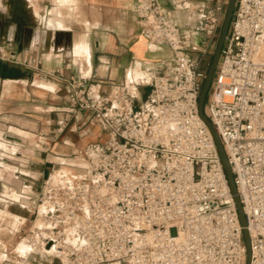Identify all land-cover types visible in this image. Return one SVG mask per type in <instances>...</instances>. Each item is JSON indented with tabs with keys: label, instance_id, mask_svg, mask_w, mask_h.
Wrapping results in <instances>:
<instances>
[{
	"label": "built area",
	"instance_id": "1",
	"mask_svg": "<svg viewBox=\"0 0 264 264\" xmlns=\"http://www.w3.org/2000/svg\"><path fill=\"white\" fill-rule=\"evenodd\" d=\"M205 2L184 27L159 0H135L141 33L172 50L159 70L109 92L101 83L49 73L65 81L71 107L85 111L108 140L73 153L71 171L49 174L35 198L29 194L30 206L23 205L30 213L23 236L29 255L0 264L246 263L237 207L198 113L202 63L214 52L226 6V0ZM177 6L190 8L186 1ZM204 35L211 46L201 42ZM142 87L150 88L146 100ZM205 111L232 168L251 264H264V0H237Z\"/></svg>",
	"mask_w": 264,
	"mask_h": 264
},
{
	"label": "crops",
	"instance_id": "2",
	"mask_svg": "<svg viewBox=\"0 0 264 264\" xmlns=\"http://www.w3.org/2000/svg\"><path fill=\"white\" fill-rule=\"evenodd\" d=\"M179 1H186L190 8L178 7ZM24 2L25 12L20 18L13 17V2L7 13L9 19L0 16V48L7 56L0 58V118L36 120L39 128L35 132L43 150L60 158L97 142L96 135L102 129L88 122L85 111L71 107L67 84L50 76L51 71H62L66 78L74 76L83 85L101 83L103 91L109 92L113 84L159 70L160 61L170 57L172 50L166 44H151L141 33L135 0H74L59 6V12L53 4L51 14L44 13L45 5L39 1L41 14L34 0ZM159 2L186 27L195 23L192 11L205 0ZM143 88L149 87L141 88L142 98ZM10 128L30 134L17 123ZM17 140L11 146L20 147V138ZM50 152L41 161L28 159V166L37 174L33 176L35 181L51 173L52 177L58 173L54 177L58 178L61 172H69L54 170L59 163L50 160ZM7 257L1 253L0 262Z\"/></svg>",
	"mask_w": 264,
	"mask_h": 264
},
{
	"label": "rangeland",
	"instance_id": "3",
	"mask_svg": "<svg viewBox=\"0 0 264 264\" xmlns=\"http://www.w3.org/2000/svg\"><path fill=\"white\" fill-rule=\"evenodd\" d=\"M14 3V15L15 18H20V14L25 10L23 7L24 0H9ZM39 2H41L43 5H45L46 12H49L51 14V11L54 10L53 4L56 6V11L59 10V6L63 5H69L74 0H34V2L38 5V13H40V5ZM10 2V3H11ZM226 0V6L225 11L227 7ZM25 3V2H24ZM51 6L49 10H47L46 6ZM224 11V15H225ZM8 12H1L0 16H2V19H9L10 17ZM192 15V14H191ZM224 18V17H223ZM233 21V18H232ZM232 21L230 24V29L232 26ZM219 37V36H218ZM204 40L201 41L205 45L211 46L210 39H207V37L203 36ZM217 43V42H216ZM216 43L213 47L212 51H215ZM214 53V52H213ZM213 53L209 54L208 56H204V61L202 63V68L208 70L209 63L212 60ZM195 57L199 58L200 55H194ZM143 100H146L150 96V88H143ZM140 104V103H139ZM5 114H3L4 116ZM44 121H46L44 119ZM17 123V126L21 127L24 126L28 129L29 133H19L17 130H13L10 128V126H14V124ZM39 128L38 124L36 123V120H33L31 118H0V164L3 166H6L7 169L10 170L13 174H10L8 177V180H3L0 178V254L5 253V250L8 251V253H12V255L6 254L8 257L6 259H12L10 256H14V254H23L28 250L27 246L20 243V241L23 239V236L25 233L29 230L31 224H30V213L27 211V209L22 207V204L24 206H30L32 200L29 199V194L35 198V196L38 194V192L41 190V186L43 184V179L40 181H35L33 179L34 177H37V174L32 172L30 167L28 166V159L34 161H41L42 157H45L48 152H45L42 146V143L40 141V138L36 136L35 130ZM34 130V132L32 131ZM20 138L21 146L13 144L11 146V143H14L18 141L17 139ZM95 140L97 142H100L102 144L106 143L108 140V135L101 131L99 134L96 135ZM76 152V151H75ZM51 153V152H50ZM59 155L51 153L50 160L55 163H61L64 162V165H56L54 170H61L64 171H71V168L68 166L70 163H72L74 160L73 153L67 154V155H61L60 158H58ZM10 164V165H9ZM52 172L54 171L51 168ZM30 182L33 185V189H29L26 187L23 183V181ZM3 185H7V188L9 190V193L4 192ZM19 190H21L23 193H21ZM26 195L28 200H25L24 196ZM22 203V204H21ZM20 243V244H19ZM19 246V251H18ZM23 246V247H22ZM26 247V248H25ZM25 248V249H24ZM24 249V250H23ZM36 256H32L31 259L35 258ZM7 264H13L11 262H4ZM57 264V262H56Z\"/></svg>",
	"mask_w": 264,
	"mask_h": 264
},
{
	"label": "water",
	"instance_id": "4",
	"mask_svg": "<svg viewBox=\"0 0 264 264\" xmlns=\"http://www.w3.org/2000/svg\"><path fill=\"white\" fill-rule=\"evenodd\" d=\"M236 2L237 0H228L227 2V7H226L225 15L222 21L220 34H219V37L216 43L215 51L213 53L212 60L209 64V67H208V70H207V73H206V76H205V79H204V82H203V85H202V88L199 94L198 113H199V116L202 118V120L209 127L213 135V138L215 140V144L217 146L219 156H220L221 162L223 164V167H224V170L227 176L229 187H230L231 193L233 195V199L237 207L240 223L243 227V238H244V243L246 247V263L245 264H251L252 263L251 239H250V234H249V230L247 227V221H246V217L244 214L243 206H242L240 196L238 194V190H237V187L234 181L232 168L230 166L221 137L216 127L214 126V124L208 118L206 111H205V105H206L208 93H209L216 69L218 67V63L220 60L224 42L226 40V37L230 29V24H231L233 15H234Z\"/></svg>",
	"mask_w": 264,
	"mask_h": 264
},
{
	"label": "bare ground",
	"instance_id": "5",
	"mask_svg": "<svg viewBox=\"0 0 264 264\" xmlns=\"http://www.w3.org/2000/svg\"><path fill=\"white\" fill-rule=\"evenodd\" d=\"M10 8H11V3H10V1L9 0H0V11L1 12H8L9 10H10ZM193 18H195V16L194 15H191ZM138 71V70H137ZM139 72V71H138ZM136 74H138V73H136ZM141 77V76H140ZM21 132H23V130H21ZM10 165V164H9ZM8 168V167H7ZM6 168V166H3L2 164H0V178L1 179H3V180H8V177L10 176V174H13L12 172H10V170L9 169H7ZM58 175V173H56L55 175H53L54 177H56ZM23 183L25 184V185H27L28 186V188L29 189H33V185L30 183V182H27V181H23ZM2 190H4V192H7V193H9V190H8V188H7V185H3V189ZM21 193H23L21 190H19ZM24 198H25V200H28L27 199V196H24ZM21 242H22V244H23V242H24V244L27 246V248H28V253L26 254V255H21V254H18V257H27L28 255H29V244L26 242V240H24V239H22L21 240ZM23 247V246H22ZM26 248V247H25ZM24 248V249H25ZM23 249V250H24ZM3 260V259H2ZM10 260V259H9Z\"/></svg>",
	"mask_w": 264,
	"mask_h": 264
},
{
	"label": "trees",
	"instance_id": "6",
	"mask_svg": "<svg viewBox=\"0 0 264 264\" xmlns=\"http://www.w3.org/2000/svg\"><path fill=\"white\" fill-rule=\"evenodd\" d=\"M210 62H211V61H210ZM209 64H210V63H209ZM209 64H208V65H209Z\"/></svg>",
	"mask_w": 264,
	"mask_h": 264
}]
</instances>
